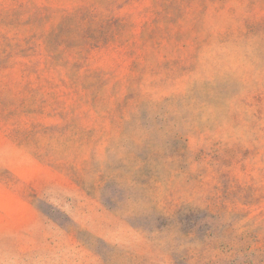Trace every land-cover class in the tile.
<instances>
[{"label": "rangeland", "instance_id": "374dc122", "mask_svg": "<svg viewBox=\"0 0 264 264\" xmlns=\"http://www.w3.org/2000/svg\"><path fill=\"white\" fill-rule=\"evenodd\" d=\"M0 264H264V0H0Z\"/></svg>", "mask_w": 264, "mask_h": 264}]
</instances>
